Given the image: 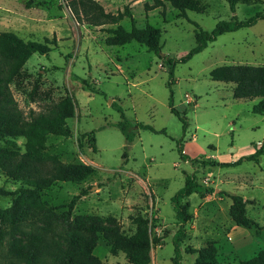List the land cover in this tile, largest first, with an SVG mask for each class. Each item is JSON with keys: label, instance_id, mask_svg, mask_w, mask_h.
I'll return each instance as SVG.
<instances>
[{"label": "rangeland", "instance_id": "374dc122", "mask_svg": "<svg viewBox=\"0 0 264 264\" xmlns=\"http://www.w3.org/2000/svg\"><path fill=\"white\" fill-rule=\"evenodd\" d=\"M98 1L113 13L129 5L137 26L159 27L161 54L173 60L196 45L197 25L212 31L220 20L233 16L245 19L264 12V0L239 3L235 12L227 0H200L205 10H188L187 16L169 2L164 15L162 7L145 11V2L153 0ZM88 21L73 13L68 0H0V32H12L49 46L46 54L32 53L10 82L19 107L28 114L31 110L47 113L52 105L66 99L74 105V116L67 119L71 135L48 134L40 155L94 168V173L80 183L58 181L41 193V201L54 212L65 214L73 197L81 194L72 218L92 216L96 224L113 226L126 234L137 231L136 217H146L148 231L158 241L150 247L149 264H174L173 238L179 224L171 198L184 186L185 174L191 173L197 188L187 198L193 218L186 224L182 264L195 263L197 253L188 248L198 250L209 242L216 247L221 263L239 262L263 250L264 155L258 162L243 159L236 166L210 161H235L264 149V113L253 112L262 98H235L234 83L211 77V72L223 65L264 66V20L218 36L190 60L179 62L173 77L166 60L145 45L136 41L107 45L108 29L117 24L96 26ZM120 24L131 28L130 18ZM73 75L87 79L99 92ZM171 89L174 105L187 111L185 132L181 120L171 111ZM119 106L127 120L149 124L165 133L140 128L133 142L127 144L116 126L122 120ZM178 141L189 159L180 155ZM26 143L24 135H0L1 147L24 153ZM25 187V181L10 178L0 169V210L12 205V192ZM232 194L249 200L247 213L257 226L245 228L234 222L230 215ZM33 219L35 225H48L41 215ZM0 227L4 229L5 224ZM29 230L30 226L23 224L14 231L19 245L26 242ZM58 232L59 228L52 225L47 237L64 244ZM8 241L7 236L0 247V264L10 262ZM111 244V237L99 232L95 254L108 264H132L123 251H112Z\"/></svg>", "mask_w": 264, "mask_h": 264}, {"label": "trees", "instance_id": "16d2710c", "mask_svg": "<svg viewBox=\"0 0 264 264\" xmlns=\"http://www.w3.org/2000/svg\"><path fill=\"white\" fill-rule=\"evenodd\" d=\"M256 0H227L230 8L235 12L239 3H251ZM169 2L180 14L187 16V11H203L205 6L200 0H153L152 3L145 2L146 12L162 7L165 15V6ZM68 5L73 13L81 18L88 19L90 24H117L115 28L108 29L110 35L105 39L109 46L125 45L136 41L145 45L148 51L155 52L160 58L169 64V75L173 77L174 69L179 62H187L194 55L203 51L209 43L214 42L218 36L237 31L242 28L255 25L258 20H264V12H256L245 19L233 16L230 20H220L212 31L199 27L195 30L196 45L185 55L178 59H171L162 55V30L152 24L139 27L131 7L126 5L123 10L116 13L107 12L98 0H68ZM125 18H130L131 28L127 29L120 24ZM49 51L47 43L24 40L12 32H0V135L27 137L24 153L16 149L0 146V169L8 177L22 179L28 187L19 188L12 192L13 203L4 210H0V247L4 245L6 237L8 247L7 255L10 257L9 264H108L98 257L94 250L96 248L98 233L103 231L111 237L112 251H123L132 264H149L151 256L150 247L158 241L151 237L148 231V218L136 217L137 231L132 234L121 232L116 227L96 224L92 216H75L71 212L75 201L81 194L75 195L68 205L65 214L54 212L46 203L40 199L41 193L50 189L58 181L82 182L94 173V168L87 164L63 163L56 156L44 157L40 153L46 148L45 140L48 134L70 136L71 128L67 119L74 116V105L70 99L54 104L47 113L35 112L25 114L19 107L13 96L10 82L16 77L32 53L46 54ZM213 80L226 83H234L233 96L238 99L261 97L259 103L253 106L254 113H264V66L231 64L223 65L211 72ZM73 78L81 81L94 92L99 90L93 87L90 82L80 76L73 75ZM173 81L169 82L171 85ZM171 111L178 116L183 124L184 132L188 123L186 120L187 111H181L173 102V91L170 92ZM122 120L116 126L122 131L126 143L133 142L140 128L158 131L149 124L142 122H131L125 118L122 107H118ZM12 146L15 142L12 141ZM127 147V146H126ZM180 155L183 154L180 141L177 142ZM126 155V153L124 154ZM264 155V149L260 148L253 153L240 157L235 161L218 162L210 161L220 166H236L242 163L243 159L259 161ZM185 184L171 198L176 211V219L179 230L174 235L173 244L175 256L174 264H182L181 246L187 237L186 224L192 220L193 214L190 211L191 202L187 199L197 188L196 177L191 173L185 174ZM10 194V193H5ZM230 215L234 222L245 228L257 226V222L247 213L249 200L241 194H232ZM41 215L48 221L47 227L35 225L34 217ZM99 220L100 217H98ZM109 221V220H108ZM6 224L8 225L6 228ZM23 224L30 226L27 232V239L23 245H19L14 237V231ZM52 225L59 228V234L63 236L64 244L55 237L48 238L47 231ZM8 229V230H7ZM187 251L197 253L194 264H264V249L252 257L235 263H221L217 258V250L213 243L196 250L188 248Z\"/></svg>", "mask_w": 264, "mask_h": 264}, {"label": "water", "instance_id": "95a60500", "mask_svg": "<svg viewBox=\"0 0 264 264\" xmlns=\"http://www.w3.org/2000/svg\"><path fill=\"white\" fill-rule=\"evenodd\" d=\"M163 54V53H162Z\"/></svg>", "mask_w": 264, "mask_h": 264}]
</instances>
